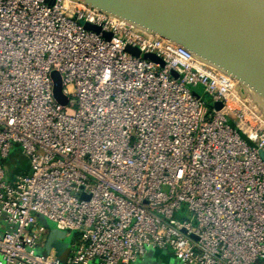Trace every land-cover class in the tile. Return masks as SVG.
<instances>
[{"label":"built area","instance_id":"built-area-1","mask_svg":"<svg viewBox=\"0 0 264 264\" xmlns=\"http://www.w3.org/2000/svg\"><path fill=\"white\" fill-rule=\"evenodd\" d=\"M254 103L185 46L82 0H0V156L17 143L31 166L9 182L0 163V264H134L155 248L264 264ZM38 214L74 232L65 259Z\"/></svg>","mask_w":264,"mask_h":264},{"label":"water","instance_id":"water-1","mask_svg":"<svg viewBox=\"0 0 264 264\" xmlns=\"http://www.w3.org/2000/svg\"><path fill=\"white\" fill-rule=\"evenodd\" d=\"M87 4L131 21L136 26L175 41L214 66L219 67L241 85L264 94V16L244 0H82ZM97 32L101 26L82 21ZM110 37L109 33H104ZM127 50L135 55L141 51L133 46ZM144 57L164 64L152 53ZM54 94L58 102L66 105L68 96L58 71H53ZM259 102V101H258ZM256 103V102H255ZM217 108L222 102H215ZM264 159V151L260 150ZM39 222L49 230L46 252L55 248L65 259L71 249L74 232L66 231L42 214ZM63 238V239H62ZM152 250V249H151ZM150 250V251H151Z\"/></svg>","mask_w":264,"mask_h":264},{"label":"rangeland","instance_id":"rangeland-1","mask_svg":"<svg viewBox=\"0 0 264 264\" xmlns=\"http://www.w3.org/2000/svg\"><path fill=\"white\" fill-rule=\"evenodd\" d=\"M197 92L205 97L208 100V107L211 109L214 105V102H212V99L208 97L204 93L203 86L196 87ZM254 103V112L258 117V120L254 121L253 123L257 126H261L264 129V109L262 108L260 102L256 101ZM229 123L233 126L236 124V118L233 114H231L229 117ZM19 145V144H18ZM23 151L21 146L19 145L17 149H15L10 156L6 158H2L0 156V161L4 165V168L7 173V181L9 182H16L18 175H24L27 170V161L26 156L23 155ZM26 157V158H25ZM48 231V230H47ZM49 232V231H48ZM154 256L156 257L155 264H181L180 260L171 250H166L162 248H155L153 249ZM141 259V258H140ZM138 260L139 263L143 264L141 260ZM138 263V264H139ZM153 263V264H154Z\"/></svg>","mask_w":264,"mask_h":264},{"label":"bare ground","instance_id":"bare-ground-1","mask_svg":"<svg viewBox=\"0 0 264 264\" xmlns=\"http://www.w3.org/2000/svg\"><path fill=\"white\" fill-rule=\"evenodd\" d=\"M245 2H248L250 5L255 7L259 13H261L264 16V0H244ZM252 95L260 102L262 108L264 109V94H261L251 88H247ZM250 94V93H249Z\"/></svg>","mask_w":264,"mask_h":264},{"label":"crops","instance_id":"crops-1","mask_svg":"<svg viewBox=\"0 0 264 264\" xmlns=\"http://www.w3.org/2000/svg\"><path fill=\"white\" fill-rule=\"evenodd\" d=\"M18 144L17 143H15L14 144V147H13V149H12V151H11V153L15 150V149H17L18 148ZM10 153V154H11ZM24 155V154H23ZM10 156V155H9ZM25 156V155H24ZM26 158V157H25ZM26 161H27V165H28V167H27V170H26V172H25V174H24V176L25 175H29L30 173H31V166H30V164H29V161H28V158H26ZM0 163H2L1 161H0ZM4 166V165H3ZM6 179H7V173H6ZM1 226H4V224H1ZM141 260V262L143 263V264H153L155 261H157L156 260V257L154 256V251L153 250H151V251H149L148 253H147V255L146 256H144L143 258H141L140 259ZM139 262L138 261H136L134 264H138ZM93 264H100L98 261H95ZM139 264H141V263H139ZM155 264V263H154Z\"/></svg>","mask_w":264,"mask_h":264}]
</instances>
